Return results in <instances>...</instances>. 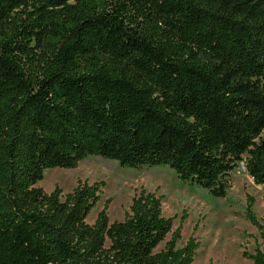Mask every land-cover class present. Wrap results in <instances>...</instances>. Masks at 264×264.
<instances>
[{
  "label": "trees",
  "instance_id": "16d2710c",
  "mask_svg": "<svg viewBox=\"0 0 264 264\" xmlns=\"http://www.w3.org/2000/svg\"><path fill=\"white\" fill-rule=\"evenodd\" d=\"M91 156L216 198L243 161L264 186V0H0V264H190L153 192L88 224L103 182L35 186Z\"/></svg>",
  "mask_w": 264,
  "mask_h": 264
},
{
  "label": "rangeland",
  "instance_id": "374dc122",
  "mask_svg": "<svg viewBox=\"0 0 264 264\" xmlns=\"http://www.w3.org/2000/svg\"><path fill=\"white\" fill-rule=\"evenodd\" d=\"M224 179L228 184L226 195L216 198L201 187L181 181L167 166L126 168L114 160L91 156L72 169H45L35 186L47 193L58 187L65 195L78 182H103L99 200L86 217L88 224L94 222L106 199H110L108 221H121L135 195L142 189L153 192L161 197L162 215L173 218L172 230L180 225L176 247H183L189 236L198 243L190 264H253L248 256L264 242L246 219L245 210L251 197L252 213L264 222V186L252 182L243 161Z\"/></svg>",
  "mask_w": 264,
  "mask_h": 264
}]
</instances>
